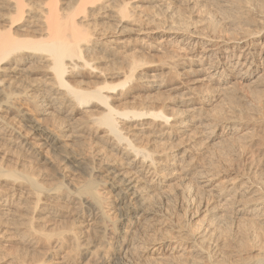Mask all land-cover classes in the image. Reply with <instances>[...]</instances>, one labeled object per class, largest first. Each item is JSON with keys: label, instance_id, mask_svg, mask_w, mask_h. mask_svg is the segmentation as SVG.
Segmentation results:
<instances>
[{"label": "bare ground", "instance_id": "bare-ground-1", "mask_svg": "<svg viewBox=\"0 0 264 264\" xmlns=\"http://www.w3.org/2000/svg\"><path fill=\"white\" fill-rule=\"evenodd\" d=\"M207 1L0 0V264H264L260 107L248 172L197 161L210 106L264 85V0H213L233 31Z\"/></svg>", "mask_w": 264, "mask_h": 264}, {"label": "rangeland", "instance_id": "rangeland-1", "mask_svg": "<svg viewBox=\"0 0 264 264\" xmlns=\"http://www.w3.org/2000/svg\"><path fill=\"white\" fill-rule=\"evenodd\" d=\"M210 0H208L207 1V3H205V5L203 6V9H207L208 10V8H209V12L208 13H210L212 16H214V18L218 21V22H220V23H222V24H224V25H227V29L229 28V30H231V31H233L232 30V28L233 29H237V26L239 27H241V24L240 23H233V21L231 20V18L233 17H231V15L233 14H235V10H227V11H225V10H219L216 6H213L214 4H213V0L212 1H210ZM237 1V0H236ZM236 1H234L233 0V2H236ZM210 4V5H209ZM203 5V3L201 4V6ZM201 6H199V8H198V10L200 9V11L199 12H201L202 11V7ZM210 6V7H209ZM201 7V8H200ZM205 7V8H204ZM208 7V8H207ZM205 10H203V11H205ZM218 12H217V11ZM203 11H202V13H203ZM207 12V11H206ZM226 13V14H225ZM227 15V16H226ZM224 16H226V17H224ZM230 18H229V17ZM229 19V20H228ZM224 21H225V23H224ZM230 24V26L228 27V25ZM228 30V31H229ZM155 54V55H154ZM153 54V56L151 55L150 57L148 56V58L150 59H152V61L155 59L156 61L155 62H158L159 60H161V57L159 56L160 54H156V53H154ZM153 57V58H152ZM155 57V58H154ZM156 57L157 58H159V59H156ZM164 59H165V57L164 56H162ZM167 58V57H166ZM154 62V61H153ZM251 81H248L247 83L249 84L248 85V88H247V84L245 85V84H239V85H241V87L238 85V86H236V89H238L237 90V92H235L234 91V93L236 94H234V93H232V94H225V95H223L216 103H214L213 104V107H211L210 106V108H209V110H208V112H209V115H211L210 117H211V119H212V125L211 126H209L208 128H206V130L205 129H203V132H204V134L202 135V140H200V143H201V141L204 143H202V146H205V147H202L203 149H202V151L204 150V152L201 154V153H198V155H197V161L199 162V164H202V165H204L205 167H207V168H209V169H211V170H217L218 172H221V173H224L223 174V177H232V176H234L235 175V173H237V172H241V170L242 171H245V172H248L249 171V169H247V168H250V164L248 163V162H250V154H248V153H246L244 156L243 155H239V150H241L243 147H244V145H246L249 149L247 150V147L245 146L244 148L246 149V152H248L252 147L251 146H249L248 145V143H247V140H248V136H250V135H252V134H259V133H261V129L260 128H258V127H256L255 129L253 128L254 127V125H252L254 122H255V119L256 118H258L259 117V115H260V112H262L261 114L262 115H260V117L262 118L263 117V120H264V114H263V112H264V102H263V100H264V98H263V100L261 99L262 97H264V90L262 89V88H264L263 86L264 85H262L261 86V83H259V85L257 84L256 85V81H254V83L253 82H251ZM170 83V84H169ZM171 83H173L171 80H166V86H163L162 87V89H161V91H160V93L163 95H160V93H157L158 95H160V97H161V99H163V97H166L167 99L168 98H171V97H173L174 99H176V97L177 96H179V92H177V91H171V86H172V84ZM169 84V85H168ZM251 84H253V85H251ZM202 85V84H201ZM201 85H196V91H203V89H206V88H208L209 87V84L207 83V84H205V83H203V86H201ZM206 87H205V86ZM244 85V86H243ZM254 87L255 86V88H253V91H256V92H252V87ZM257 86V87H256ZM258 86H260V87H258ZM238 87H240V88H238ZM250 87V88H249ZM245 88V89H244ZM256 88H260L259 90L260 91H258V89L256 90ZM249 89V90H248ZM251 89V90H250ZM255 89V90H254ZM163 90H165V91H167V92H165L164 91V93H163ZM168 90H170L169 92H168ZM241 90H243V91H241ZM245 90V91H244ZM263 92H262V91ZM147 92V93H146ZM149 92V93H148ZM150 92L151 91H141L139 94H142V93H144V94H147V95H151L152 97H153V95L152 94H156V93H152V92H154V91H152L151 92V94H150ZM248 92V93H247ZM258 92H260V93H258ZM175 93V94H174ZM242 94V96H241V94ZM245 93L247 94V96L245 95ZM144 94H142V95H144ZM238 94V95H237ZM261 96L262 95V97L260 98L259 96ZM158 95H156V96H154V97H156V98H158L159 96ZM177 95V96H176ZM232 95V96H231ZM243 95H244V97H243ZM253 95H256V96H254V98H253ZM234 96H236L235 97V99H232V100H239L238 102H235V101H233V103H235V104H233L232 103V100H230L231 98H234ZM239 96H240V98H239ZM159 97V98H160ZM259 97V98H258ZM165 98V99H166ZM173 98H171V99H173ZM178 98V97H177ZM230 98V99H229ZM243 99V100H242ZM252 99V100H251ZM254 99H257L256 101L257 102H259V99H260V101L261 102H263V104L261 103V102H259V103H257L256 101H254ZM241 101V102H240ZM248 101V102H247ZM250 101V102H249ZM231 102V103H230ZM254 102V103H253ZM255 102H256V105H255ZM239 103V104H238ZM243 103V104H242ZM250 103V104H249ZM17 104L19 105V107L21 108V109H23L24 111H26V112H29L30 114H31V112H32V110H31V107H30V105L29 104H27V102H25V101H23V100H17ZM174 104V105H173ZM173 104H171L172 105V107L170 106L169 108H167V110L166 111H168V112H172L173 110L174 111H176L177 109V111H180L181 110V108H185L184 106L182 107L180 104L178 105V104H176V103H173ZM233 105V106H232ZM237 107H235V106ZM249 105V106H248ZM262 105H263V107H262ZM179 106V107H178ZM258 106L260 107V108H262L260 111H259V109H258ZM178 107V108H177ZM230 107H233V108H230ZM249 107H253V108H250L249 109ZM238 108H240L241 109V111H240V109H238ZM180 109V110H179ZM256 109H258L257 111H255ZM183 110V109H182ZM236 110H238V111H236ZM235 111V112H234ZM250 111V112H249ZM253 113H252V112ZM254 111L256 112V114L258 115V117L256 116V114H254ZM232 112H234L235 113V115H233L234 113H232ZM246 113H248V114H251V115H249V116H247L246 115ZM238 114H240V116L238 115ZM238 115V116H237ZM242 115V116H241ZM243 115H244V117H243ZM246 116L247 117H250L251 116V118H246ZM240 117H243V119H245V120H241L242 118H240ZM253 117L255 118V119H253ZM238 118H240L239 120H238ZM261 118H258L259 120L258 121H260V120H262ZM234 119V120H233ZM249 119H251L252 120V123H250L249 125H247V126H243L242 127V125H241V127L238 129V130H236V131H231V132H229L228 130H227V128H225V126L227 127L229 124L228 123H231V122H237V123H239L240 121H242V122H247V121H249V122H251V120H249ZM236 120H238V121H236ZM220 121V122H219ZM224 121H225V123H224ZM257 121V120H256ZM227 122V123H226ZM222 123V124H221ZM48 124H51V123H49L48 122ZM214 127V128H213ZM221 127H222V129H221ZM248 128V129H247ZM209 129V130H208ZM212 129V130H211ZM226 129V130H225ZM253 129V130H255V131H257V132H259V133H257V132H255V131H251V130ZM214 130V131H213ZM240 130V131H239ZM207 131V132H206ZM218 131V132H217ZM226 131V132H225ZM243 131V132H242ZM249 132V134H247V133H245V135L244 134H242V133H244V132ZM250 131H251V134H250ZM202 132V133H203ZM239 132V133H238ZM254 132V133H253ZM226 133V134H225ZM241 133V134H240ZM238 134V135H237ZM240 134V135H239ZM243 136H245L244 138H245V140H244V138H243ZM227 137V138H226ZM232 137V138H231ZM240 138H241V140H242V138H243V140L242 141H240ZM208 140V142L207 141H205V140ZM246 142V143H243V142ZM206 142V143H205ZM240 142H241V144L243 143V145H241L240 144ZM210 145H209V144ZM238 144L240 145L239 147H238ZM78 145V146H77ZM79 145H80V147H79ZM82 145V146H81ZM84 144H79V143H74V144H72L71 146H70V148L72 149V151H75V152H79V151H81V152H84V153H89L90 151H88L87 152V149H88V146H86V145H84ZM201 145V144H200ZM211 146V147H210ZM236 146V147H235ZM86 147H87V149H86ZM218 147V148H217ZM251 147V148H250ZM82 148V149H81ZM208 148V149H207ZM211 148L212 149H214V150H216V151H214V150H212V151H214V153H215V155H214V153L211 151ZM83 149H85L84 151H83ZM207 149V151H206V154L209 152V154H210V158H211V155H213V158H211V159H209L207 156H205L206 154H205V150ZM239 149V150H238ZM89 150V149H88ZM209 150V151H208ZM219 151V152H218ZM239 151V152H238ZM216 152H218V153H216ZM235 153H236V155H235ZM90 154V153H89ZM205 154V155H204ZM217 154V155H216ZM56 155V154H55ZM200 155H201V157H200ZM204 155V156H203ZM208 155V154H207ZM219 155V156H218ZM246 155H247V157H249V158H247L246 157ZM249 155V156H248ZM209 156V155H208ZM217 156L219 157V158H217ZM236 156V157H235ZM241 156H242V158H243V160H242V158H241ZM205 157V158H204ZM206 157H207V159H206ZM240 157V158H239ZM245 157H246V159H245ZM56 158H58V156H56ZM236 158V159H235ZM28 158H26V161H28V163H27V167H29V168H32V169H34L35 171H36V169H37V171L39 170V164H36V163H34L35 161L32 159V161H31V158H29L28 160H27ZM220 159V160H219ZM235 159V160H234ZM241 159V160H240ZM248 159V160H247ZM260 159H262L263 161H260ZM56 160V159H55ZM210 160V161H209ZM239 160L241 161L240 162V164H238L239 163ZM246 160V161H245ZM30 161V162H29ZM57 161H58V159H57ZM56 161V163L58 164V165H61V162H60V160L57 162ZM205 161V162H204ZM207 161V162H206ZM216 161V162H215ZM237 161H238V163H237ZM248 161V162H247ZM257 161H258V159H257ZM259 161H260V165H259V167H262V168H260L259 169V167L256 169V171H254V175H255V178L257 179V177L258 178H260V180L262 179L263 180V178H264V176H262V175H264V174H261V173H264V158L262 157L261 158V156H259ZM33 163V165H37V168H36V165H35V167L33 166V167H31V164ZM94 162H95V160H94ZM208 162L210 163V164H208ZM221 162V163H220ZM243 162V163H242ZM245 162V163H244ZM262 162V163H261ZM96 163V162H95ZM94 163V164H95ZM237 163V164H236ZM251 163V162H250ZM259 163V162H258ZM30 166H29V165ZM231 164V165H230ZM210 167H209V166ZM213 165H214V167H213ZM219 165V166H218ZM240 165V166H239ZM242 165V166H241ZM246 165V166H245ZM218 166V167H217ZM234 167H235V169H234ZM236 167H239V168H242V169H238L237 168V170H236ZM246 169H245V168ZM216 168V169H215ZM68 169H69V171H68ZM219 169V170H218ZM245 169V170H244ZM234 170H235V172H234ZM240 170V171H239ZM247 170V171H246ZM260 170V173L258 172ZM68 171V172H67ZM224 171V172H223ZM237 171V172H236ZM261 171H263V172H261ZM228 172V173H227ZM233 172V173H232ZM245 172H241V173H245ZM74 173H77V172H75V171H72L71 172V168H68V167H66V174H71L72 176H75V178H77L78 177V174L76 175V174H74ZM257 173H258V176H257ZM74 174V175H73ZM253 175V176H254ZM261 175V176H260ZM77 176V177H76ZM80 176V175H79ZM263 177V178H262ZM77 179H79V177L77 178ZM49 180H52V181H49L50 183L51 182H56L55 180H57V178L56 177H54V178H51V179H49ZM259 180V179H258ZM189 181V180H188ZM192 181V182H191ZM190 182L193 184H190L193 188H195V185H196V183L195 182H193V180H191L190 179ZM195 183V184H194ZM173 200L171 201V200H168V201H165V203H167V204H171V205H173V206H175V197L174 198H172ZM170 201L172 202V203H170Z\"/></svg>", "mask_w": 264, "mask_h": 264}]
</instances>
